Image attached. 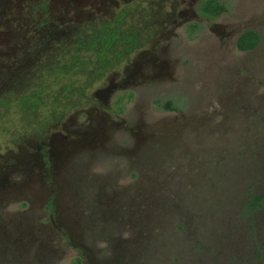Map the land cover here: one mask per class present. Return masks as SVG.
Returning <instances> with one entry per match:
<instances>
[{
    "label": "rangeland",
    "instance_id": "374dc122",
    "mask_svg": "<svg viewBox=\"0 0 264 264\" xmlns=\"http://www.w3.org/2000/svg\"><path fill=\"white\" fill-rule=\"evenodd\" d=\"M25 1L29 4L1 0L0 61L2 66L26 65L21 71L34 77L39 71L24 64L13 42L28 38L13 26L19 21L32 25L27 22L40 8L35 3L41 0ZM102 1L85 7L76 20L98 22L126 6H140L139 0ZM46 2L48 19L60 20L62 4ZM223 2L227 12L217 20L200 21L194 41L183 29L175 31L173 41L181 44L175 58L153 52V43L143 49L169 76L163 104H182L179 115L159 111L157 99L152 101L153 113L146 115L139 101L126 106V124H120L114 105L104 109L97 101L105 96L99 93L103 81L115 73L93 87L96 96L87 100L91 107L86 112L98 118V125L91 131L99 134L103 147L115 140L121 152L91 158L55 151L59 157L52 158L49 177L37 159L38 146L64 143L57 130H72L84 116L76 120V113L69 112L46 131L14 126L16 118L7 114L0 119V156L22 162V183L33 188V194L11 195L0 208V264H234L231 253L239 256L237 264H264V256L255 259L256 244L240 238L245 227L234 223L240 203L264 191V0ZM172 6L177 5L167 4V10ZM140 7L132 23L147 18L148 7ZM28 16L33 17L26 21ZM243 24L259 26L261 42L253 52L226 45L228 27ZM52 39L36 58L24 57L40 63L47 51L70 38ZM184 49H189L187 57ZM15 80L13 73L4 75L0 87H15ZM175 123L188 126L183 136L171 131ZM165 136L174 140L161 152L162 160H136L149 141ZM226 145L229 152L221 155ZM80 168L85 172L79 173ZM263 223L264 215L260 230Z\"/></svg>",
    "mask_w": 264,
    "mask_h": 264
},
{
    "label": "flooded vegetation",
    "instance_id": "af4514ba",
    "mask_svg": "<svg viewBox=\"0 0 264 264\" xmlns=\"http://www.w3.org/2000/svg\"><path fill=\"white\" fill-rule=\"evenodd\" d=\"M14 1L15 0H10V2ZM16 1H19L20 3V0ZM23 1L25 2V0ZM43 1L46 0H41L40 3H42ZM104 1L101 2V5H106V2L110 0H106L105 2ZM211 1L214 0H190L189 3H187L186 0H139L137 5H145L146 7H148V12L146 13L147 18H145V20L141 22H139L140 20H137L136 22L138 23H135L138 25V28L143 31L142 33L145 36V38H143L144 42L138 49L134 51L133 54L130 55V57L126 61H124L120 65V69H115L111 72L115 73L113 79L108 81V79L106 78L103 81L104 83H101L102 87L99 93L105 94V96L97 97L98 103L104 109H109L110 107H112L111 105H114V111L119 114L118 116L121 119L120 124H126V106L130 103L136 105L139 101V103H142V107L144 108V111H146V115L148 113H153V111L151 110V105L152 101L155 99H157L155 100V105L157 106V109L159 111H169L171 113L179 115L184 110L182 104L180 106H174L172 104L174 106L173 110H164L161 108V105H165L163 104V99L167 91V88H165V86L169 84L167 80L169 76L165 73L163 67L156 63L155 59L147 57V52L143 49L153 43V45L151 46L153 52H162L163 56L168 55L175 58V54H173V52H175L176 50L179 51L181 48L180 42L173 41V35L175 34L176 30L183 29L186 38L194 41L196 39L198 31L201 29L200 21L217 20L227 12L228 9L215 19H211L205 16L202 12V6ZM216 1L225 5V3L223 2L224 0ZM51 3L55 5L62 4L63 9L58 12L62 13L61 19L68 20L67 23L64 22L63 25H65V30L68 29L69 31V26L71 25L73 27L74 22L77 21L76 18H79L81 16L82 10L85 7L89 6L94 8L100 2L99 0H52ZM167 4L177 6H172L171 9L169 8V10H167ZM125 5H128V2ZM140 6L133 8V10L129 9L126 6V9H119L107 19H115L119 12L127 11L129 20H135L134 16L140 12ZM180 7L184 10L178 11V8ZM1 12L3 13V11ZM70 18H73V20H71ZM61 19L53 20L62 22ZM178 19L181 21L180 23H177ZM192 26H197L196 30H194L195 32L193 39L191 38L192 29L190 28ZM228 28L230 29V31L228 32V35H226V38L228 39L226 45L227 47H232L234 45L238 50L239 39L245 32L254 31L260 35L258 31L259 26L257 24H243V26L235 25L234 27ZM53 32L54 31H52L51 34L49 33L50 36H52ZM62 32H64V30ZM62 32H60V34ZM173 43H178L179 45L174 46ZM259 45L251 51H239L244 53L253 52L259 47ZM182 53L185 54L184 56L186 57L187 55H190L189 49H184V52ZM4 68L10 69L11 66H2L0 61V71ZM175 81L174 84L179 85V81ZM96 84L98 83H95V85ZM93 87L91 88L89 94L90 101L95 95L94 93L92 94ZM124 91L125 93H123ZM118 93H122L121 96H118L115 100L112 101L113 96ZM178 102H182V100H179ZM86 103L73 111V113H76V120L77 118L84 116V120H82L80 124L72 125V130L70 131L61 129L57 130V132L60 130L59 135L64 143L56 146H54L53 144L48 146L45 142H42L38 146L36 150L37 159L40 161V165L44 168L49 177L52 173V170H50L49 168L50 164L53 162L52 158L59 157L58 153H55V151H62L64 154H71L74 151L75 154L80 155L81 157L85 156L91 158L98 156L104 157L105 155H114L121 152H118V145L115 140L109 143V145L107 144L108 146L105 145V147H103L101 143H99V134L95 130L91 131L92 125H98V118H89V113L87 114L86 111L88 110L87 108L91 107V104L88 103L86 105ZM63 124L60 123V126ZM124 128L127 127L124 126ZM187 128V125L185 126L175 123L173 124L171 131H176L177 134H181V136H183ZM122 134L125 133L122 132ZM173 140L174 138H170L168 136L156 137V139H153L147 143L146 149L138 156V158L136 157V160L140 162L142 160L144 162H148L153 160L152 157L162 160L160 159V156L162 154L161 152H165L168 147L172 146ZM228 147V145L221 146L219 150L220 154L223 155L224 153H228ZM170 151L173 152V149H171ZM21 166L22 162H15L10 157L0 156V208L7 203L6 200L13 194H23L22 196H26L27 193L33 194V188H31V184L27 181L24 184L22 183ZM80 172L84 173L85 169L80 168L79 173ZM75 174L78 175V173ZM92 185L93 183L88 185L85 193L90 191V187ZM98 188L96 189L95 193L98 192ZM257 195L262 196V199H260L257 203H251L252 199ZM228 214L230 213L228 212ZM262 215H264V191L258 194L248 195L244 199V201L240 203L238 210L235 212L236 221L234 222L237 225H240V229L242 227H245V233H243L240 238L244 239V242L251 241L250 244H256L257 253L254 255L255 259L260 260L264 256V223L261 224L262 230L259 229L260 216ZM48 223L50 222L48 221ZM214 252L215 250L210 254H213ZM241 253L244 254L243 252ZM231 255L233 256L232 261L234 262V264H237V262H239V256L236 257V255L232 253ZM247 263L248 262L244 264Z\"/></svg>",
    "mask_w": 264,
    "mask_h": 264
},
{
    "label": "trees",
    "instance_id": "16d2710c",
    "mask_svg": "<svg viewBox=\"0 0 264 264\" xmlns=\"http://www.w3.org/2000/svg\"><path fill=\"white\" fill-rule=\"evenodd\" d=\"M26 3L29 4L28 1ZM49 5L43 1L36 16H30L33 17L31 19L28 16L26 21L30 19L27 23L32 25L26 26L19 21L13 26L21 35H28V38L22 35L23 38L13 40L18 45L20 58L25 59L24 64L30 65L39 73L31 77L27 72L21 71L22 66H26L21 64L16 68L11 66V70L4 68L0 71V74L3 73L1 78L13 73L14 79L18 80L14 84L15 87L17 85L16 89L10 86L6 88L5 85L0 87V119L7 115L13 116L16 118L14 126L20 125L21 129L46 131L47 127L62 121L69 112L86 103L95 83L126 61L143 44L145 38L138 25L129 20L127 11L119 12L112 20L106 18L85 23L76 21L73 27L69 26L68 31L63 22L48 19ZM226 10L227 7L216 0L202 6L203 14L211 19L217 18ZM190 28L193 39L197 26ZM52 31L54 32L50 36ZM51 37L52 40L70 39L62 40L52 51L45 53L43 61L36 63L34 56L48 49ZM259 42L260 35L257 32L247 31L239 39L238 47L241 51H251ZM24 54L32 55L33 59L24 57ZM14 89L15 92L11 91ZM161 108L173 110L174 106L169 102L161 105ZM260 199L262 196L257 195L251 203H257ZM75 264H81V261Z\"/></svg>",
    "mask_w": 264,
    "mask_h": 264
}]
</instances>
